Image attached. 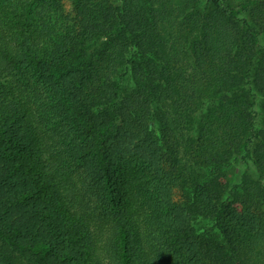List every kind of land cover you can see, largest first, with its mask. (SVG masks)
Here are the masks:
<instances>
[{
  "label": "trees",
  "instance_id": "trees-1",
  "mask_svg": "<svg viewBox=\"0 0 264 264\" xmlns=\"http://www.w3.org/2000/svg\"><path fill=\"white\" fill-rule=\"evenodd\" d=\"M262 36L264 0H0V264H264Z\"/></svg>",
  "mask_w": 264,
  "mask_h": 264
},
{
  "label": "rangeland",
  "instance_id": "rangeland-1",
  "mask_svg": "<svg viewBox=\"0 0 264 264\" xmlns=\"http://www.w3.org/2000/svg\"><path fill=\"white\" fill-rule=\"evenodd\" d=\"M260 43L261 46L264 48V36L260 38ZM130 77V76H129ZM124 87L127 91H131L134 87L133 81L130 78H125L124 80ZM264 102V98L262 97L261 94L257 93V105L255 107L256 110V115H257V126L258 128L262 126V121H263V111H262V104ZM36 122V121H35ZM37 129L39 130L40 137L49 145L54 146V142L56 144V141L54 140L57 136L55 134H52L49 128L45 129L41 124L37 125ZM54 130V129H53ZM80 165V164H79ZM77 165V168L79 167ZM215 171V168L207 167V168H202L201 172L205 174L206 176H210L213 172ZM221 171L224 175L227 177V181L229 184V190L227 192L226 197L229 196L230 190L235 186L238 185L242 182L244 176L246 174L250 175L253 177L254 180H258L260 178L259 171L255 164L252 161H244L242 156L236 157L229 165L224 166L221 168ZM84 176L81 175L75 176L74 182L77 184V188H80V184L84 180ZM225 197V198H226ZM179 197H177L178 199ZM92 206H94V203H92ZM94 208L92 209V211ZM194 226L196 230L201 233V234H208L211 233L214 230V223L210 219H198L195 223ZM145 241V239H144ZM159 247L163 251V256L161 257V254L159 251H148L149 254L152 256L154 259V264H174L173 259L174 256L172 252L168 249V247L159 244Z\"/></svg>",
  "mask_w": 264,
  "mask_h": 264
}]
</instances>
